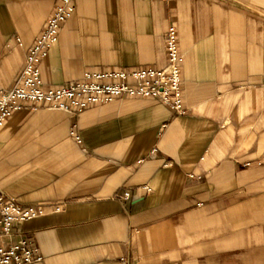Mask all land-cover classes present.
Listing matches in <instances>:
<instances>
[{"label": "crops", "instance_id": "crops-1", "mask_svg": "<svg viewBox=\"0 0 264 264\" xmlns=\"http://www.w3.org/2000/svg\"><path fill=\"white\" fill-rule=\"evenodd\" d=\"M57 1L0 0V91ZM72 1L39 63L46 87L161 68L173 24L186 112L150 97L14 112L0 191L42 209L17 226L43 257L31 264H264V0Z\"/></svg>", "mask_w": 264, "mask_h": 264}, {"label": "built area", "instance_id": "built-area-1", "mask_svg": "<svg viewBox=\"0 0 264 264\" xmlns=\"http://www.w3.org/2000/svg\"><path fill=\"white\" fill-rule=\"evenodd\" d=\"M72 0H58L43 28L27 48L24 65L16 83L0 91V128L24 103L29 109L39 104L80 112L96 104L121 97H150L164 104L176 115L186 112L181 81L182 57L177 29L171 24L164 35L166 63L161 68L139 66L107 71H87L81 79L46 87L41 79L39 63L56 41L60 25L74 12ZM18 45L20 39L16 37ZM149 191V187H142ZM116 198L127 199L128 190H120ZM42 213L40 206L22 205L0 191V264H31L43 260L33 241L17 230L23 221Z\"/></svg>", "mask_w": 264, "mask_h": 264}]
</instances>
